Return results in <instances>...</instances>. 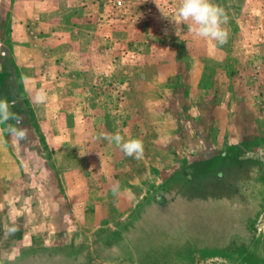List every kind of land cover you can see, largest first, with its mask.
<instances>
[{
	"label": "rangeland",
	"instance_id": "374dc122",
	"mask_svg": "<svg viewBox=\"0 0 264 264\" xmlns=\"http://www.w3.org/2000/svg\"><path fill=\"white\" fill-rule=\"evenodd\" d=\"M214 3L223 46L154 0H0V98L28 129L0 124V264H264V0Z\"/></svg>",
	"mask_w": 264,
	"mask_h": 264
},
{
	"label": "clouds",
	"instance_id": "9594fccd",
	"mask_svg": "<svg viewBox=\"0 0 264 264\" xmlns=\"http://www.w3.org/2000/svg\"><path fill=\"white\" fill-rule=\"evenodd\" d=\"M159 10L165 18L175 28L176 35L180 36L182 25L187 30L194 33L197 37L205 40L215 41L223 46L228 42L229 32L224 27L228 23L229 17L225 9L214 0H180V5L175 15H168L160 7L159 0H154ZM37 105H45L48 102V93L41 88L34 97ZM16 101H10L8 98H0V124H6V131L14 143L26 140L28 138V129L24 126V118L13 112ZM14 121V123H9ZM102 138L115 143V145L128 157L141 160L144 156V146L140 139H125L123 135L117 132L114 135L101 134ZM102 159V157H101ZM114 196L120 195L119 187L114 185L112 188Z\"/></svg>",
	"mask_w": 264,
	"mask_h": 264
},
{
	"label": "crops",
	"instance_id": "0c3cea01",
	"mask_svg": "<svg viewBox=\"0 0 264 264\" xmlns=\"http://www.w3.org/2000/svg\"><path fill=\"white\" fill-rule=\"evenodd\" d=\"M11 193H15V188L13 186L10 187V191H8L7 189H3L1 196L2 195L3 196H9V194H11ZM5 202H6L5 198L4 199L0 198V203H5ZM7 202H9V201H7Z\"/></svg>",
	"mask_w": 264,
	"mask_h": 264
}]
</instances>
